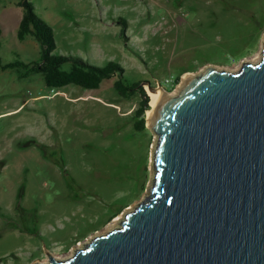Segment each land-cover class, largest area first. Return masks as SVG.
Wrapping results in <instances>:
<instances>
[{
    "label": "rangeland",
    "instance_id": "rangeland-1",
    "mask_svg": "<svg viewBox=\"0 0 264 264\" xmlns=\"http://www.w3.org/2000/svg\"><path fill=\"white\" fill-rule=\"evenodd\" d=\"M32 2L53 29L55 55L119 64L128 81L166 96L205 68L258 62L263 47L264 0ZM17 4L0 0L3 64L39 59L33 37L17 39ZM17 77V69L0 70V264H45L117 227L147 196L157 135L148 127L150 97L146 129L133 130L142 98L118 96L117 76L94 91H56L41 75Z\"/></svg>",
    "mask_w": 264,
    "mask_h": 264
},
{
    "label": "water",
    "instance_id": "water-1",
    "mask_svg": "<svg viewBox=\"0 0 264 264\" xmlns=\"http://www.w3.org/2000/svg\"><path fill=\"white\" fill-rule=\"evenodd\" d=\"M149 116L147 196L117 227L45 264H264V41L258 62L205 68Z\"/></svg>",
    "mask_w": 264,
    "mask_h": 264
},
{
    "label": "trees",
    "instance_id": "trees-1",
    "mask_svg": "<svg viewBox=\"0 0 264 264\" xmlns=\"http://www.w3.org/2000/svg\"><path fill=\"white\" fill-rule=\"evenodd\" d=\"M17 5L22 10L21 21L17 26V39L22 42L28 36L33 37L39 46V59L27 64L18 60L5 64L0 61L1 71L17 69L18 79L26 78L32 74L41 75L45 86L56 91L68 85L94 91L100 88L103 81L111 80L117 76L118 80L114 82L113 88L118 96L129 100L139 94L142 98L131 118L133 130L139 132L146 129L145 114L149 109V96L140 85L141 81H128L124 69L119 64L110 61L103 65H97L86 62L80 56H73V54L55 55L56 46L53 29L35 13L32 0H18ZM121 22L125 24V21L121 20ZM67 64L70 69L64 70L63 66ZM19 69H22L23 72H20ZM177 81H179V77L172 81V86Z\"/></svg>",
    "mask_w": 264,
    "mask_h": 264
},
{
    "label": "bare ground",
    "instance_id": "bare-ground-1",
    "mask_svg": "<svg viewBox=\"0 0 264 264\" xmlns=\"http://www.w3.org/2000/svg\"><path fill=\"white\" fill-rule=\"evenodd\" d=\"M260 57H261V55H260ZM259 56H258V59L256 58V60H258L259 61V58H260ZM252 63H256L255 61H252ZM218 69V68H217ZM220 70V69H219ZM226 70V69H225ZM225 70H223V71H225ZM227 71V70H226ZM229 71H234V70H229ZM193 76H186L185 78H184V80L182 81V83L186 80V79H188V78H192ZM148 96L150 97V103H151V108H150V110H149V112H148V119L150 120L149 121V123H148V126H150V124L152 123V121H151V119L149 118L150 116H149V114H150V112L152 111V109H153V107L155 106V104H156V102L161 98V97H165V98H167L168 96H166L165 94H164V92H162V90L161 89H159V88H154L152 91H150L149 93H148ZM154 147L155 146H153L152 148L154 149ZM134 207H132V209H133ZM131 209V210H132ZM113 228V227H112ZM99 236V235H98ZM72 256V255H71ZM68 258V257H67ZM70 258V257H69ZM68 258V259H69ZM64 260V259H63ZM42 264V263H41Z\"/></svg>",
    "mask_w": 264,
    "mask_h": 264
},
{
    "label": "built area",
    "instance_id": "built-area-1",
    "mask_svg": "<svg viewBox=\"0 0 264 264\" xmlns=\"http://www.w3.org/2000/svg\"><path fill=\"white\" fill-rule=\"evenodd\" d=\"M172 81H173V80H167L166 83H168V84H169V83L172 84Z\"/></svg>",
    "mask_w": 264,
    "mask_h": 264
}]
</instances>
